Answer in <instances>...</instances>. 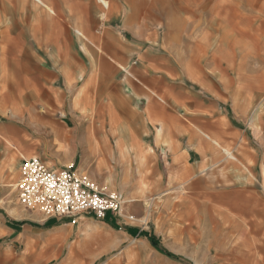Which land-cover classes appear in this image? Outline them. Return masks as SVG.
<instances>
[{
	"label": "crops",
	"instance_id": "0c3cea01",
	"mask_svg": "<svg viewBox=\"0 0 264 264\" xmlns=\"http://www.w3.org/2000/svg\"><path fill=\"white\" fill-rule=\"evenodd\" d=\"M29 158L125 192L136 213L168 192L220 193L260 229L264 0H0V264L51 262L94 220L6 205ZM119 218L101 222L122 231ZM107 243L96 233L68 259Z\"/></svg>",
	"mask_w": 264,
	"mask_h": 264
},
{
	"label": "rangeland",
	"instance_id": "374dc122",
	"mask_svg": "<svg viewBox=\"0 0 264 264\" xmlns=\"http://www.w3.org/2000/svg\"><path fill=\"white\" fill-rule=\"evenodd\" d=\"M9 2L13 4L16 0ZM15 186L16 183L7 184L3 194L5 204L10 207L18 205ZM100 187L115 191L109 184ZM124 196L127 202L125 216L119 218L122 231L90 217L94 220L86 224L87 227L84 228L83 222L74 227L62 255L45 264H264V225L261 230H256L241 216L225 213L227 209L221 204L220 193L202 190L168 192L148 199L139 213L129 210L131 206L125 192ZM250 199L254 200L253 197ZM21 209L29 212L24 207ZM237 209L246 210L248 215L250 207ZM128 226L146 228L170 256L155 249L147 238L124 239L122 232ZM96 233L107 238L105 247L84 258L68 259L79 242L91 244Z\"/></svg>",
	"mask_w": 264,
	"mask_h": 264
},
{
	"label": "built area",
	"instance_id": "2783aa9c",
	"mask_svg": "<svg viewBox=\"0 0 264 264\" xmlns=\"http://www.w3.org/2000/svg\"><path fill=\"white\" fill-rule=\"evenodd\" d=\"M15 190L26 210L38 211L46 218H68L73 225L80 216L96 220H104L108 214L125 216L122 192L107 191L73 166L53 170L39 158L24 159Z\"/></svg>",
	"mask_w": 264,
	"mask_h": 264
},
{
	"label": "trees",
	"instance_id": "16d2710c",
	"mask_svg": "<svg viewBox=\"0 0 264 264\" xmlns=\"http://www.w3.org/2000/svg\"><path fill=\"white\" fill-rule=\"evenodd\" d=\"M27 222L26 221H22V222H19L20 225H24L26 224ZM149 240V242L151 243V245L159 250L160 252L162 253H165L166 255L170 256V253H168L164 248L163 246L159 243V241L157 240V238L155 236H146ZM177 260H183L181 257H176Z\"/></svg>",
	"mask_w": 264,
	"mask_h": 264
}]
</instances>
